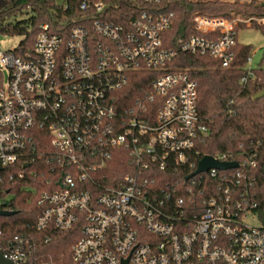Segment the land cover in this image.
Instances as JSON below:
<instances>
[{"label": "built area", "instance_id": "built-area-1", "mask_svg": "<svg viewBox=\"0 0 264 264\" xmlns=\"http://www.w3.org/2000/svg\"><path fill=\"white\" fill-rule=\"evenodd\" d=\"M161 1L139 0L125 12L110 0L56 1L57 29L41 23L31 49L0 53V207L13 196L11 184L36 177L31 166L43 164L45 186L31 188L40 207L35 227L78 225L74 264H264V225L250 223L256 156L196 161L195 146L207 135L197 82L168 66L177 51L163 37L174 12L157 10ZM73 7L78 12L67 11ZM254 23L264 25V14L195 13L199 34L182 39L179 50L228 67L237 29ZM253 68L249 55L241 82ZM206 155L238 166L185 179ZM31 252L22 237L0 246L13 264H29Z\"/></svg>", "mask_w": 264, "mask_h": 264}, {"label": "trees", "instance_id": "trees-1", "mask_svg": "<svg viewBox=\"0 0 264 264\" xmlns=\"http://www.w3.org/2000/svg\"><path fill=\"white\" fill-rule=\"evenodd\" d=\"M120 2L119 9L125 12L129 6L139 8V0H110ZM142 9H148L142 6ZM162 12L173 11L171 27L164 34V46L177 51L169 67L186 69L197 82V112L200 122L206 126L207 135L197 142L194 149L196 161L205 154L227 153L240 161L244 151L256 156V177L254 186L255 220L264 225V96L253 99V95L264 89V66L253 68V78L241 82L246 74V58L253 50L252 45L239 43L233 47L234 57L228 67L206 55H191L179 50V42L199 34L191 26L195 13L207 17H225L230 13L264 14V4H229L219 2H197L191 0H162L155 7ZM73 14L78 9L69 10ZM63 10L55 0H0V35L23 36L19 46L31 49L38 27L47 22L52 29L59 26ZM71 26V22H66ZM243 27V26H240ZM252 28L264 34V25L253 24ZM118 162H115V166ZM37 171L36 177H29L11 184L9 193L13 196L8 204L0 207V212L10 209V216L0 215V246L12 245L22 237L30 242L33 252L29 254V264H74L71 260V246L80 237L78 225L69 230H59L50 226L38 230L35 221L40 210L35 193L31 188H44L43 164L31 166ZM42 171V173H40ZM179 177V176H178Z\"/></svg>", "mask_w": 264, "mask_h": 264}, {"label": "rangeland", "instance_id": "rangeland-1", "mask_svg": "<svg viewBox=\"0 0 264 264\" xmlns=\"http://www.w3.org/2000/svg\"><path fill=\"white\" fill-rule=\"evenodd\" d=\"M61 3L62 0H55ZM23 40V36L0 35V53L10 51L16 48ZM237 41L239 43L250 44L253 47L250 56H252V66H264V34L258 29L252 27H240L237 29ZM11 195L4 196V200L11 199ZM0 198V203L2 202ZM250 223L257 225L256 220H250Z\"/></svg>", "mask_w": 264, "mask_h": 264}, {"label": "water", "instance_id": "water-1", "mask_svg": "<svg viewBox=\"0 0 264 264\" xmlns=\"http://www.w3.org/2000/svg\"><path fill=\"white\" fill-rule=\"evenodd\" d=\"M264 96V89L257 92L255 95H253V99H258ZM25 166H27V164H25ZM238 163L235 161H231V162H218L216 160H214L211 156L206 155L204 156L199 164H198V168L189 176H187L185 179H189L191 176H194L195 174H197L198 172L201 171H206L207 169L211 168V167H215V168H230V167H237ZM263 173H264V166H263ZM14 211H9V210H4L0 212V215L2 216H10L12 214H14ZM0 264H13L11 261H9L8 259L4 258L2 256V254L0 253Z\"/></svg>", "mask_w": 264, "mask_h": 264}]
</instances>
